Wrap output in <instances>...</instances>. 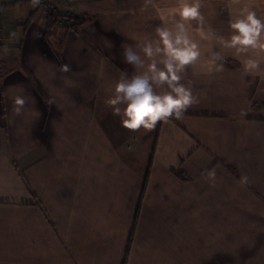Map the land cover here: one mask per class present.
<instances>
[{
    "label": "crops",
    "instance_id": "0c3cea01",
    "mask_svg": "<svg viewBox=\"0 0 264 264\" xmlns=\"http://www.w3.org/2000/svg\"><path fill=\"white\" fill-rule=\"evenodd\" d=\"M65 1L88 21L0 0V264H264V51L219 39L246 10L264 19V0H199L202 22L171 11L194 0ZM177 22L199 46L178 81L195 100L126 129L106 101Z\"/></svg>",
    "mask_w": 264,
    "mask_h": 264
},
{
    "label": "clouds",
    "instance_id": "9594fccd",
    "mask_svg": "<svg viewBox=\"0 0 264 264\" xmlns=\"http://www.w3.org/2000/svg\"><path fill=\"white\" fill-rule=\"evenodd\" d=\"M199 9V0H194L191 4L183 3L181 7L171 11L178 12L181 21L197 19L202 22L203 17ZM230 27L233 30L230 39L219 38L225 47L235 48L237 52L247 51L249 47L264 51V19L258 17L255 11L246 10V14L230 22ZM197 30L202 37L206 36L202 28ZM156 32L159 39L155 42L146 41L142 48L144 55L151 60L147 70L130 79L121 78L115 84L114 95L106 101L108 105L113 106L114 114L122 115L121 124L126 129H152L158 120L173 114L180 116L182 110L195 100L191 89L178 81L184 66L195 61L200 55L198 44L189 37L188 28L183 22H177L174 30L158 27ZM157 56L159 59H154ZM124 58L138 68L145 64L144 59L131 47L124 49ZM221 59L219 52H212L208 70H212V65H215L217 71L221 70L223 64L217 63ZM256 67L257 60L248 59L244 62L246 71ZM164 84H167L169 91L163 94L154 91L153 85ZM24 103L23 97L15 99L18 106ZM121 104L125 107L118 106ZM14 110L19 112L20 107Z\"/></svg>",
    "mask_w": 264,
    "mask_h": 264
},
{
    "label": "built area",
    "instance_id": "2783aa9c",
    "mask_svg": "<svg viewBox=\"0 0 264 264\" xmlns=\"http://www.w3.org/2000/svg\"><path fill=\"white\" fill-rule=\"evenodd\" d=\"M36 1H39L43 4L44 11L48 16L53 15L54 17L59 18V21L62 23H65V21H67L66 25L68 24L67 25L68 27L74 28L73 23L68 21L69 19L67 18V16H75V12L73 9L60 7L61 6L59 3L60 0H36ZM68 13L69 15H67ZM6 20L7 17L3 9H1L0 7V48L5 46L8 42V38L6 35V23H7Z\"/></svg>",
    "mask_w": 264,
    "mask_h": 264
},
{
    "label": "trees",
    "instance_id": "16d2710c",
    "mask_svg": "<svg viewBox=\"0 0 264 264\" xmlns=\"http://www.w3.org/2000/svg\"><path fill=\"white\" fill-rule=\"evenodd\" d=\"M48 18L51 19V20H59V19H57V17H54L53 15H49ZM68 21H70V22L73 23V27H77V26H79V25L84 24V23L87 22L88 20H87V19H83V20H81L78 16H75L74 18L69 19ZM66 22H67V21H65V24H66Z\"/></svg>",
    "mask_w": 264,
    "mask_h": 264
},
{
    "label": "rangeland",
    "instance_id": "374dc122",
    "mask_svg": "<svg viewBox=\"0 0 264 264\" xmlns=\"http://www.w3.org/2000/svg\"><path fill=\"white\" fill-rule=\"evenodd\" d=\"M60 7H64V8H71V9H73L72 7H70V5L65 1V0H60ZM69 13H72V12H69ZM69 13L67 14V15H69ZM66 15V16H67ZM75 16H67V18L68 19H72V18H74ZM57 19H59V18H57ZM61 20V19H60ZM59 21V20H58ZM62 21V20H61ZM63 24H65V23H63ZM66 25V24H65ZM68 25V24H67Z\"/></svg>",
    "mask_w": 264,
    "mask_h": 264
}]
</instances>
